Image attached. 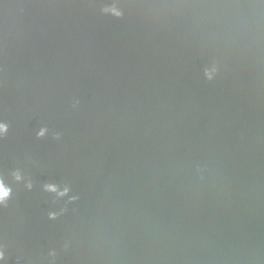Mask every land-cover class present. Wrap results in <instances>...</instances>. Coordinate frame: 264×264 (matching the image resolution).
Returning a JSON list of instances; mask_svg holds the SVG:
<instances>
[{
    "label": "water",
    "instance_id": "95a60500",
    "mask_svg": "<svg viewBox=\"0 0 264 264\" xmlns=\"http://www.w3.org/2000/svg\"><path fill=\"white\" fill-rule=\"evenodd\" d=\"M0 264H264V0H0Z\"/></svg>",
    "mask_w": 264,
    "mask_h": 264
},
{
    "label": "clouds",
    "instance_id": "9594fccd",
    "mask_svg": "<svg viewBox=\"0 0 264 264\" xmlns=\"http://www.w3.org/2000/svg\"><path fill=\"white\" fill-rule=\"evenodd\" d=\"M4 129L3 125H0V131H2ZM7 191L5 189H3L2 187H0V198L7 196Z\"/></svg>",
    "mask_w": 264,
    "mask_h": 264
}]
</instances>
